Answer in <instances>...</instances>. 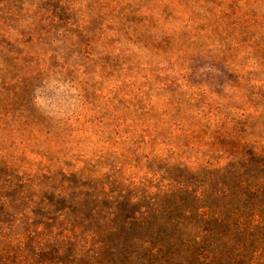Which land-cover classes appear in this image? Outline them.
<instances>
[{"label":"rangeland","instance_id":"rangeland-1","mask_svg":"<svg viewBox=\"0 0 264 264\" xmlns=\"http://www.w3.org/2000/svg\"><path fill=\"white\" fill-rule=\"evenodd\" d=\"M242 141L264 148V0H0V157L23 177L141 195Z\"/></svg>","mask_w":264,"mask_h":264},{"label":"trees","instance_id":"trees-1","mask_svg":"<svg viewBox=\"0 0 264 264\" xmlns=\"http://www.w3.org/2000/svg\"><path fill=\"white\" fill-rule=\"evenodd\" d=\"M226 152L159 170L141 195L82 172L23 177L0 157V264H264V148Z\"/></svg>","mask_w":264,"mask_h":264}]
</instances>
